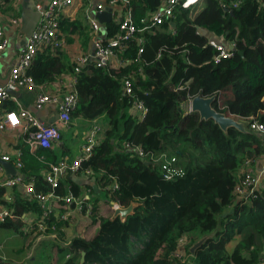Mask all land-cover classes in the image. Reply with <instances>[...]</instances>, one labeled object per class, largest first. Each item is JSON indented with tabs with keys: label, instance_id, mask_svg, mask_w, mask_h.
<instances>
[{
	"label": "trees",
	"instance_id": "trees-1",
	"mask_svg": "<svg viewBox=\"0 0 264 264\" xmlns=\"http://www.w3.org/2000/svg\"><path fill=\"white\" fill-rule=\"evenodd\" d=\"M10 1L0 0V8ZM161 1L129 0L135 24L140 26L141 18ZM190 13L188 8H177L171 19L137 33L143 40L142 52L138 54L135 39L125 44L123 67L102 68L90 62L77 75L78 101L72 118L104 119L102 137L80 167L93 172L89 179L94 182L80 183L65 176L58 180L55 192L64 195L66 185L73 195L89 188L91 217L98 229L89 239L73 237L59 248L61 264H183L176 253L184 254L187 239L212 233L193 253L188 251L192 264H258L264 258V186L244 202L235 201L233 194L244 160L255 163L264 155L261 136L249 130L245 120L252 116L264 123L260 107L264 97V0H201L199 11ZM59 22L70 33L86 32L81 21L60 17ZM197 26L213 37L234 41L233 54L215 62L218 50ZM117 28L108 21L107 35ZM72 66L63 51L46 48L36 54L28 74L37 84H46L70 72ZM126 76L132 78L134 96L123 92ZM226 90L231 96L220 104ZM196 95H216L213 107L240 117L246 130L229 127L224 132L212 119H200L198 112L184 114L181 105ZM134 100L146 107L142 117L133 107ZM5 106L11 109L17 104L8 100ZM124 143L141 146L147 153L175 155L184 173L166 180L157 164L148 158L145 163L124 148ZM21 149V172L32 178L37 190L49 191L44 170L59 155L53 149L40 148L34 153L25 145ZM113 182L117 188L108 196L104 188ZM93 184L108 196L106 202L123 206L134 202L133 212L123 220L97 218L98 195ZM4 191L0 187L2 203L7 202L2 198ZM8 208L18 220L6 219L2 222L6 227L20 229L19 220L27 212L39 219L42 216L37 202L17 188ZM59 215L57 220L53 211L49 213L46 232L59 234L64 225ZM244 232L228 252L227 244ZM82 251L85 256L80 263Z\"/></svg>",
	"mask_w": 264,
	"mask_h": 264
},
{
	"label": "built area",
	"instance_id": "built-area-1",
	"mask_svg": "<svg viewBox=\"0 0 264 264\" xmlns=\"http://www.w3.org/2000/svg\"><path fill=\"white\" fill-rule=\"evenodd\" d=\"M201 0H162L155 10H151L141 18L140 26H137L132 20L131 8L129 0H33V9L38 13V21L31 35L26 39L23 45H20L16 58L10 64L6 81L0 84V132L4 130L15 131L18 138L19 147L12 152L3 151L0 147V172L5 170L2 162H9L19 172L18 175L5 176L0 180V187L5 190L20 188L25 196L37 202L42 216L38 222V227L46 230L48 225L46 221L49 213L52 211V204L58 203L66 206L68 209H75L80 213L91 216L93 209L90 200V189L87 188L84 192L78 195H73L69 185H66V193L64 195L57 194L55 188L58 186V180L65 176L73 179V176L89 179L93 172L90 169H82L81 163L86 161L92 154L93 148L98 144L102 137L103 125L98 119H94L89 123V126L81 131V146L79 154L74 158L67 156L61 157L57 162L52 163L44 170V180L49 186V191L43 192L35 188L32 178H26L21 172L23 168V151L25 145L29 152H36L38 149H53L61 140V129L67 128L72 120L71 112L76 108L78 94L75 88L77 75L82 68L93 62L95 66L102 68L118 69L126 64V59L121 55L125 44L131 40H136L139 44L138 54L142 52L143 40L138 37L137 33H142L145 30H150L151 27H156L165 22L166 19H171L177 8L190 9V14L193 15L200 8ZM21 0H11L9 4L18 6ZM8 4V5H9ZM238 1L233 3L237 6ZM7 5V6H8ZM6 6V7H7ZM224 9L228 7L223 5ZM0 8V11L6 10ZM82 8L83 21L85 22L91 48L81 51L72 58V70L68 74L67 81L63 84L59 92L46 93L39 91L36 93L32 107L36 110H41L43 107L52 103L55 105L56 119L53 122H44L39 119L28 107L23 106L16 96L10 94L8 90L20 91L34 90L43 88L45 84H37L33 77L28 74L30 67L36 54L44 51L46 48L51 50L59 49L61 51L67 45V33L61 29L59 18L65 17L70 20H75V12ZM102 10L111 12V20L118 25V28L113 35L108 36L106 31V23L100 22L97 13ZM8 23L21 32V20L18 15L9 16ZM173 25V23L171 22ZM209 39V38H208ZM209 44L218 50V54L214 57L217 62L221 58L230 57L235 50V42L227 41L223 37L209 39ZM9 46V39L0 22V51H4ZM133 82L130 76H126L122 81V89L125 94H132ZM132 96H134L132 94ZM191 98L181 105L185 113L191 111ZM11 100L17 104L16 108L8 109L6 101ZM133 107L138 115L142 117L146 112V107L140 100H134ZM239 120L240 117L233 116ZM246 120L249 130L260 135L264 148V123L249 117ZM20 139V140H19ZM124 148L131 150L142 160L148 158L149 162H153L159 166V169L166 180H172L175 177L182 176L184 170L178 164V159L175 155H168L166 152L159 154L144 152L141 146H135L124 143ZM39 160L43 156H38ZM262 164L260 171L256 174L252 165L254 164L250 158L245 159L241 165V172L238 175L237 182L234 186L233 194L235 201L244 202L249 196H254L255 192L264 186V155H262ZM81 170V172H80ZM80 172V173H79ZM79 173V174H77ZM69 187V188H68ZM117 188V183L113 182L106 186L104 191L108 196ZM118 207H125L117 202L111 203L112 212ZM69 213L65 211L59 215V218L68 220ZM12 210L4 207L0 209V222H4L7 218H14ZM54 230L55 225L49 227ZM184 240V238H180ZM177 256L183 257L184 254L176 253ZM0 264H5V257L0 256ZM259 264H264V258Z\"/></svg>",
	"mask_w": 264,
	"mask_h": 264
},
{
	"label": "crops",
	"instance_id": "crops-1",
	"mask_svg": "<svg viewBox=\"0 0 264 264\" xmlns=\"http://www.w3.org/2000/svg\"><path fill=\"white\" fill-rule=\"evenodd\" d=\"M21 3L18 4V6H12L11 4L8 5V9L0 11V22L6 32V35L9 39V46L4 50L0 51V84L5 83L6 77H7V71L10 66V64L14 61L16 58V52L21 45V39L22 36L20 35V32L18 29L10 25L7 21L9 16L18 14V17H20L21 14ZM86 1V0H83ZM201 2V1H200ZM200 8L197 9L199 11ZM1 10V9H0ZM196 11V12H197ZM74 18L77 21H81L83 24V27H85L88 31V28L85 24V20L83 21V14H82V8L78 9L75 14ZM71 21V20H70ZM85 29V30H86ZM65 31V30H64ZM68 35V38H71V40L67 42L66 47L64 48L63 52L66 55L67 59L69 62L72 63V58L74 55L78 54L81 51H87L91 48L90 42L88 41H82L80 42L79 39L82 37V33L76 31L75 33H70L69 31H65ZM89 34V33H88ZM70 72H65L61 75H58L56 78H54L52 81L46 83L43 88L39 89L36 88L34 90L28 91V90H20L19 91V96L17 97L18 101L23 105L28 108L32 106L36 93L39 91H43L46 93H56L59 92L63 84L67 81L68 79V74ZM35 114V113H34ZM38 118L43 120L44 122H48L52 117L55 116V105L52 103L46 104L43 109L38 110ZM36 115V114H35ZM80 121L77 120V122H73L72 120L67 128H62L61 129V140L59 144H56L53 148V150L56 151V153L59 155L58 160L61 157L67 156L69 158H74L79 154V149L81 146V131L86 129L89 126V123L91 121H86L82 120L79 118ZM239 120V119H238ZM98 121L101 122L103 125V117L98 118ZM65 135H69L66 137ZM20 140V139H19ZM19 142L18 138L16 136L15 131L11 130H4L0 132V147L2 148L3 151L6 152H12L14 149L19 147ZM21 146V145H20ZM262 157L259 158L253 165L252 169L253 171L258 174L260 171L261 163H262ZM11 175L10 173L6 172L4 170L3 172H0V180L4 179L5 176ZM73 180H77L80 183L87 182L89 180L90 185L94 182L92 179H85V178H80L78 176H73ZM92 187L95 189V192L97 193L98 199L100 198L99 195L101 191H99L95 185L93 184ZM16 189V188H14ZM14 189L11 190H5L2 198L6 199V203H2L1 198H0V209L7 207L14 198ZM17 189L21 192L22 195H25V193L17 187ZM101 200V199H100ZM102 201V200H101ZM106 202V200H104ZM104 201H102L104 203ZM108 203L111 205V202L108 201ZM98 205H101L100 201H97ZM52 211L53 214H56V218L58 220V215L61 214L62 212L69 211L72 217H70V214L68 218L70 217L71 219H68V221H61L64 223L59 229V234L58 233H50L49 231H45L44 229H41L38 227V222H39V217L36 214H33L32 212L25 213L21 216V228L20 229H15L14 226H3L2 222H0V256L5 257V264H13L12 262L14 259L13 257H16L18 260H15V263H20L23 264L25 263V251L26 249L25 246H28V242L33 238L34 235L38 236L37 238L50 236L53 238L59 237L55 239V242L52 243V252L50 254L52 255V258L50 260V264H61L62 261L60 262V252L59 248L64 247L69 241L67 242H59L60 239H63L64 236H67L68 231L70 230L71 227V222L75 223V228L74 230L75 235H79L81 237H84V235H88L90 233V237H93L98 229V224H92L91 230H86V226H89L88 224L90 223L89 218L91 217L90 215H86L84 213H80L75 209H68L66 206L62 204H52ZM10 209V208H9ZM10 219L11 222H15L16 217L14 218H7ZM78 219V221H76ZM9 221V222H10ZM82 221V223H80ZM69 222V223H68ZM93 223V222H92ZM92 232V233H91ZM86 238V237H84ZM87 238V239H89ZM42 239V238H41ZM40 240V239H36ZM58 241V242H56ZM64 245V246H63ZM32 247V246H31ZM45 247L44 246H39L36 250V255L28 261V264H47L44 261V255H45ZM80 258V257H79ZM32 261V262H31Z\"/></svg>",
	"mask_w": 264,
	"mask_h": 264
},
{
	"label": "water",
	"instance_id": "water-1",
	"mask_svg": "<svg viewBox=\"0 0 264 264\" xmlns=\"http://www.w3.org/2000/svg\"><path fill=\"white\" fill-rule=\"evenodd\" d=\"M111 12L109 10H102L97 13V17L100 22H108L111 20ZM38 13L33 9V0H23L21 4V32L23 34L20 44L23 45L26 39L31 35L33 29L36 26L38 21ZM197 31L209 39H213V36L210 32H208L204 28L196 27ZM238 54L242 55V51L238 50ZM8 92L16 97L19 96L18 91L8 90ZM216 99V95L211 96H202L196 95L192 97L190 101V109L192 112H198L200 119H212L214 123H216L221 130L224 132L227 131L229 127H235L240 131H245V122L242 120H238L231 115L226 114L225 112H221L216 110L213 107V102ZM32 112H34L38 116V110L30 106L29 108ZM56 115L52 117L48 122H53L56 119ZM145 163H149L145 161ZM2 166L5 167L6 172L10 173L11 175H18L19 172L12 166L9 162H2ZM262 164V163H261ZM112 203V202H111ZM135 206L134 202H131L128 206L125 207H118L114 209L111 219L119 217L120 219H125L129 214L133 212V208ZM214 233L209 235H203L202 238L194 243L191 248L190 252L193 253L196 248H198L202 242L209 236H212ZM85 252H81L80 256V263L84 261Z\"/></svg>",
	"mask_w": 264,
	"mask_h": 264
},
{
	"label": "rangeland",
	"instance_id": "rangeland-1",
	"mask_svg": "<svg viewBox=\"0 0 264 264\" xmlns=\"http://www.w3.org/2000/svg\"><path fill=\"white\" fill-rule=\"evenodd\" d=\"M200 6H201V2H200ZM85 34L82 35L81 39H79L80 42L84 41L85 38L87 41V39L89 40V34H88V31L87 29L85 30ZM231 96L230 94V91L226 90V91H223L222 92V95L220 96V99H219V103H223L224 100H226L227 98H229ZM260 107H261V112L264 111V97L261 99V102H260ZM237 119V118H236ZM80 121L79 118H72V123L73 122H77ZM66 137H68L69 135H65ZM99 199H98V202L100 201L101 205H98L97 204V214H96V217H112V209H111V205L108 203V202H105L104 200H107L108 199V196L104 193V192H101L100 195H99ZM104 201V203L101 201ZM70 211V210H69ZM68 211V213L70 214V217H72L71 214L73 213H70ZM92 214V213H91ZM68 218V219H71V218ZM90 220V223L88 224L89 226H86V230H91V226L92 224H95V223H92L93 222V218L90 217L89 218ZM68 221V220H67ZM78 221V219L76 220ZM71 222V227H70V230L68 231L69 234H67V236H64L63 239H60V243L62 242H67L69 241L70 239H72L73 237H81L79 235H75V223L72 222L71 220L69 221ZM68 222V223H69ZM80 223H82V221H80ZM92 233V232H91ZM247 234V232H244L243 235H239L237 236L233 241H230L227 246H226V249L228 252H231L234 248V246L239 242V240L244 237L245 235ZM90 233H88V235H84V237H86L85 239L89 238L90 237ZM59 237V235H57ZM89 236V237H88ZM38 236L34 235L33 238L28 242V246H25L26 249H24L25 251V263L23 264H28V261L31 260L37 253H36V250L39 246H44L46 249H45V255H44V261L47 263V264H50V260L52 258V255L50 254V252H52V243L55 242V239H57L58 237L56 238H53V237H50V236H46L45 237H41V238H37ZM82 237V238H84ZM202 238V236L198 235V234H193L191 237H189L187 239V242H186V245H185V251H184V255L183 257L181 258V263L183 264H192L193 261H192V257L188 254V251L190 252V248L191 246L196 243L197 241H199L200 239ZM36 239H40V240H36ZM58 242V241H56ZM32 246V247H31ZM64 246V245H63ZM81 256V254H80ZM12 259H14V261L12 262L13 264H20V263H15V260H18L16 257H13ZM32 262V261H31ZM259 264V263H258Z\"/></svg>",
	"mask_w": 264,
	"mask_h": 264
}]
</instances>
